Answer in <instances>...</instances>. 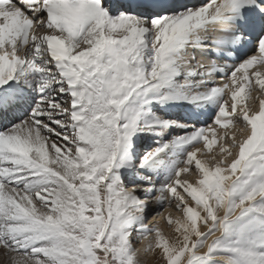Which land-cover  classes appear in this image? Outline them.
Listing matches in <instances>:
<instances>
[{"label": "snow or ice", "instance_id": "1", "mask_svg": "<svg viewBox=\"0 0 264 264\" xmlns=\"http://www.w3.org/2000/svg\"><path fill=\"white\" fill-rule=\"evenodd\" d=\"M258 63L264 0H0L4 264H146L144 241L158 264H264ZM155 104L191 105L192 122ZM214 125L232 131L198 159ZM169 128L183 134L132 158L134 137ZM173 149L157 185L146 170ZM165 204L182 214L167 238L148 226Z\"/></svg>", "mask_w": 264, "mask_h": 264}, {"label": "rangeland", "instance_id": "2", "mask_svg": "<svg viewBox=\"0 0 264 264\" xmlns=\"http://www.w3.org/2000/svg\"><path fill=\"white\" fill-rule=\"evenodd\" d=\"M262 71H264V70H262ZM252 95H253V98L255 99L258 95L261 96V92L258 90L257 92H254ZM258 101L259 100L256 99L255 106H258ZM247 103L249 105H251L252 104V101L251 100H248ZM243 104L244 103L239 104V106L237 108V111L238 112L240 111V108L243 106ZM231 131L232 130H228V131L221 130V131H218V133H216L215 135H219V134L222 135L224 132L231 133ZM237 139H239V136H237ZM220 143H221V141L219 140L217 142L218 145H214L213 146V149H212V152L211 153H208L207 155H199L197 158L198 159H202V160H204V159L211 160V156L213 154L218 153L219 147H220ZM225 146H227V144H225ZM204 151L207 153V149H205ZM209 166L211 167L213 165L210 164ZM192 168H194V162H193ZM181 179L182 180H187L188 182L191 183V182L195 181L197 179V177L195 175H191L190 173H182L181 174ZM178 191H180V189H178ZM188 199H190V197ZM166 204H167V202H166ZM166 204H165V206H163V207H161V208H159L157 210V212H159L160 214H157V212H155L153 214V216L151 217V220H150V222H149L148 225H149V227H156V226H158L159 229H160L162 227V224H164L165 227H167L168 234L164 233V231H162V233L167 238L169 235H172L174 233V227H175V224L174 223L171 226L168 225V223H167L168 218L171 217L173 219V222H175V220L181 218L182 214L179 213L176 210V208H175L174 205L171 206V207H168V206H166ZM175 217H177V219ZM176 235H178V234H176ZM151 238L152 237L150 236L149 239H151ZM147 243H148V241H145L144 246L143 245L142 246L141 245H138V247L141 246V247H144L145 248V252H144V254L142 256V259H144L146 261V264H158V257H156L155 255H153L152 252L147 251V249H146ZM0 253L1 254L3 253L2 256L0 257V262H3L2 260L5 259V256H3L4 255V251H3L2 248H0Z\"/></svg>", "mask_w": 264, "mask_h": 264}, {"label": "bare ground", "instance_id": "3", "mask_svg": "<svg viewBox=\"0 0 264 264\" xmlns=\"http://www.w3.org/2000/svg\"><path fill=\"white\" fill-rule=\"evenodd\" d=\"M258 104H259V101H258ZM159 107L157 104H155V105H152L151 106V109L152 108H155V107ZM162 107V106H161ZM164 107V106H163ZM256 109L258 110V106H256ZM154 110V109H153ZM160 115H162V113H160ZM164 117L167 119V117L169 118V116L168 115H166L165 113H164ZM214 127V129H215V131H214V133L213 132H209V133H207V135H208V137H209V139H212V138H216L217 139V142L219 141V136H221L220 134L219 135H215L216 133H218V131H221V130H226V131H228V130H231V129H222V128H220V126H218L220 129H218V128H216V126H213ZM173 134V131H172V128H169V129H167V131L166 132H164V133H162L161 135H156V134H150V133H139L137 136H140V139H144V141L146 142V145L148 144V142L151 140V135H155V136H157V138L159 139L158 141H159V143H161V142H163L164 140L163 139H161V138H164V137H166V136H168V135H172ZM144 146L143 148H142V151H144L142 154L144 155L146 152H149V149H148V147L147 146ZM216 145H218V144H216ZM144 149V150H143ZM142 155V156H143ZM180 155V152L178 151V150H176V149H173L172 151H171V153L169 154V153H165V156L167 157V159L166 160H160V161H158L157 163L159 164V167H153V168H151V169H148V170H146L147 171V173L148 174H153V176H154V183H156L157 185H159V184H161V183H163L164 181H165V179H166V177H167V174H170V172H171V168H172V166L174 165V163H175V159L178 157ZM200 154H198V156H199ZM132 156H134V154L132 153ZM141 156V157H142ZM139 157V156H138ZM140 157V158H141ZM140 158H138V160H140ZM135 161H137L136 159H135ZM136 182H139V181H136ZM153 212L150 214V216H149V219H148V224H149V222H150V220H151V217L153 216V214L155 213V212H157V210L159 209V208H157V206H155V205H153ZM176 219H177V217H175ZM149 226V225H148ZM160 230L161 231H164V233H166V234H168V230H167V227H165V225L164 224H162V227L160 228ZM144 243H145V241L143 242V246H144ZM141 245V246H142ZM140 246V247H141ZM205 251H206V249H205ZM3 254V253H2ZM2 254L0 253V257L2 256ZM201 254H203V253H201ZM4 256V255H3ZM3 262H0V264H4V260H2Z\"/></svg>", "mask_w": 264, "mask_h": 264}]
</instances>
